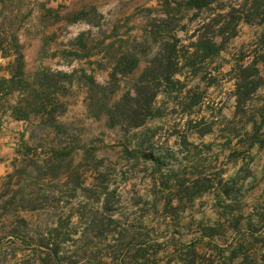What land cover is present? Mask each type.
<instances>
[{
  "label": "rangeland",
  "instance_id": "374dc122",
  "mask_svg": "<svg viewBox=\"0 0 264 264\" xmlns=\"http://www.w3.org/2000/svg\"><path fill=\"white\" fill-rule=\"evenodd\" d=\"M184 3L0 0V89L24 73L11 102L67 74L0 179V264H264V75L248 71L249 98L237 82L264 25L241 23L203 73L186 68L162 118L109 121L159 53L165 12L181 20L168 36L195 40Z\"/></svg>",
  "mask_w": 264,
  "mask_h": 264
},
{
  "label": "trees",
  "instance_id": "16d2710c",
  "mask_svg": "<svg viewBox=\"0 0 264 264\" xmlns=\"http://www.w3.org/2000/svg\"><path fill=\"white\" fill-rule=\"evenodd\" d=\"M184 5L187 12L194 13L197 22V29L191 38L195 40H192L190 45H182L181 40L176 36L179 27H172V36H168L171 33L170 31L168 34V30L171 29L169 21L173 19L179 23L181 20L176 18L177 13L173 15L171 12L164 13L165 19L160 21V32L164 35L159 41L160 51L149 62L140 79L136 81L133 96L129 95L121 103L117 102L110 106L107 114L112 126L119 124V119L123 118L121 124L135 130L150 120L162 118L161 109L158 107V97L162 96L163 100H169L172 90L176 87H179V92H183V83L178 76L183 75L186 68L193 77L203 73V66L206 62L222 51L224 41L236 36L241 23L264 25V0H185ZM219 38L222 39L221 43L218 42ZM260 40L264 44V32L259 37L258 41ZM256 54L259 57L258 65L238 66L240 75L237 76V82L244 84L243 88L246 91L243 96L248 98L259 87L256 81L251 79L253 75L248 74V71L254 72V77H260L261 73L264 75V46L258 49ZM260 65L263 67L262 71L259 68ZM21 69L22 64L19 63L16 73L10 80L2 79L1 86L5 88L0 89V110L3 115L11 111V116L17 121L40 125L41 123L34 121L33 118H44L46 115L53 117L55 112L53 107L49 108V104L53 102V95H56L55 87L57 86L52 80L57 76H67V74L58 71L42 74L49 82L42 89L43 95L38 90L22 91L20 99L12 103L11 96L16 91L8 84L17 85L21 82L24 76ZM44 100H47L48 104H45ZM54 256H58V253ZM98 264L102 262L98 261ZM120 264H132V262L123 260Z\"/></svg>",
  "mask_w": 264,
  "mask_h": 264
},
{
  "label": "crops",
  "instance_id": "0c3cea01",
  "mask_svg": "<svg viewBox=\"0 0 264 264\" xmlns=\"http://www.w3.org/2000/svg\"><path fill=\"white\" fill-rule=\"evenodd\" d=\"M24 121L13 119L11 113L0 111V179L12 170V162Z\"/></svg>",
  "mask_w": 264,
  "mask_h": 264
}]
</instances>
